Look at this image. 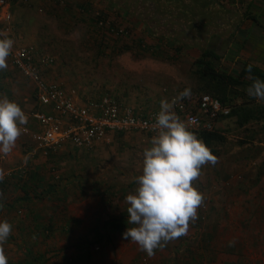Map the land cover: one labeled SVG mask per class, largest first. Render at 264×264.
Returning <instances> with one entry per match:
<instances>
[{"label":"rangeland","instance_id":"1","mask_svg":"<svg viewBox=\"0 0 264 264\" xmlns=\"http://www.w3.org/2000/svg\"><path fill=\"white\" fill-rule=\"evenodd\" d=\"M88 1L89 10H98L100 14L109 10L105 6L103 10L96 0ZM117 1L120 2V10L135 9L137 13L145 15L142 20L148 22L147 26L152 30L170 36L177 32L175 27L168 29L166 25L172 7L184 12L183 15L172 14L173 19L182 20L184 17L192 22L194 17L202 20V15L207 14L202 10L208 6L204 0H199L197 7L200 9L193 12L195 0ZM224 4L229 5V0L226 3L216 0V9ZM210 9L213 10L211 6ZM255 10L260 14V10ZM255 20L262 26H256L261 36L257 40L262 41L255 48L258 53H253L257 59H251L264 70V49L258 51V46L264 48V22L259 18ZM140 21L136 18L137 24ZM143 37L141 34V39ZM179 37L185 38L178 33L174 39ZM123 40L126 39L121 37L118 42L123 43ZM238 41L232 49L237 60H231L236 68L246 61L244 57L238 58L240 53L246 52L244 44ZM249 44L255 46V40H249ZM151 51L154 57L167 59L172 65V72L177 68L178 76L181 73V84H188L189 66L196 52L169 50L164 46ZM145 54L143 57L150 56ZM33 89V85L22 78L10 63L7 69L0 71V97L7 96L17 102L28 116V123L23 126L22 135L12 152L7 155L0 153V169L5 173L3 180H0L3 205L0 221L7 220L13 225L11 236L4 246L8 264L23 260L24 248H32L45 258L52 257L49 262L58 264H264V134L258 132L257 126L240 129L232 119L217 123V131L227 141L222 146L213 147L218 152V163L215 166L205 165L201 170L202 175L195 181V186L204 195L203 205L198 208V219L190 223L187 235L168 242L166 246L156 249L153 256H148L137 244L125 240L123 233L127 227H132L127 224L128 205L125 197L134 194L138 187L134 178L142 175L143 153L151 147V138L139 135V138L123 141L114 148L109 140L101 141L96 144L107 145L104 150L108 152L102 154L92 146L79 150L83 151V154H79L72 146L64 145L55 153L42 156L30 139L39 130L31 116L41 112ZM73 155H79L81 159ZM24 168L38 171L40 181H45L40 188L44 200L30 206L31 212L42 223L52 226L51 232L35 240H31L25 231L34 215L29 216L21 209L19 213L14 212V202L23 196L19 190L21 184L18 175ZM48 186H52V194L46 192ZM8 206L11 208L7 209ZM98 219L101 223L124 220L126 228L116 235L110 234L109 238L91 249L87 261L79 262L77 258L81 253H78V248L94 239L92 232L96 230ZM230 241H234V244L228 249L226 245Z\"/></svg>","mask_w":264,"mask_h":264},{"label":"crops","instance_id":"2","mask_svg":"<svg viewBox=\"0 0 264 264\" xmlns=\"http://www.w3.org/2000/svg\"><path fill=\"white\" fill-rule=\"evenodd\" d=\"M5 1L8 4L6 11L11 15V22L7 25L0 24V34L11 38L15 48H31L38 62L46 58L51 59L50 64L38 63L43 78L49 83L56 82L55 84L80 107L91 106L104 97H109L122 108H130L137 115L147 116L151 112L160 111L161 100L170 101V98L184 87L181 84V73L178 76V69L176 68L173 73L169 61L154 57L152 49L158 50L164 46L169 50H191L196 52L192 57L208 50L220 57L219 69L226 68L224 71L235 73L237 68L231 60H237V55L232 54L236 40L244 44L246 51L240 53L241 56L238 55V58L244 57L249 62L251 58L257 59L258 52L255 48L257 43L260 44L262 41L257 40L261 36L256 26L261 25L255 19L259 18L264 22V0H229V5L224 4L222 7L218 5V10L216 0H204L208 6L202 11L207 14L202 15V20L194 17L192 22L184 17L182 20L173 19L172 14H184L183 11H177L174 6L171 8L172 13L168 11L169 20L166 21L168 29L175 27L177 30L171 33V36L152 30L147 26L149 23L142 20L145 15L137 13L135 9L120 10V2L117 0H96L102 9L104 6L109 8L101 12L100 21H96L91 12H88L91 20L83 16V0ZM198 1L195 0L193 12L200 9L197 7ZM255 9L260 10V14ZM136 18L141 20L140 24L136 23ZM100 22L104 24L103 27L99 26ZM107 28H111L113 32ZM95 31L101 34L95 36ZM178 33L185 38L179 37L175 40ZM138 34L140 37L137 38ZM141 34L144 36L143 39ZM121 37L126 39L122 41L123 43L118 42ZM249 40H255L256 45L250 46ZM263 49L258 46V51ZM145 53L150 56L143 57ZM6 62L8 65V59ZM251 63L261 68L258 62L252 60ZM230 68L232 69L227 70ZM33 93L35 97L34 89ZM39 107L45 114L51 112L50 108ZM139 135L144 136V134L109 135L107 141L109 140L111 147L114 148L123 141L129 142L133 138H139ZM145 138L152 139L147 135ZM105 147L107 145L92 146L101 154L108 153L104 150ZM81 153L83 154V151H79V154ZM78 156L73 155L74 158L81 159ZM226 246L228 249L233 247Z\"/></svg>","mask_w":264,"mask_h":264},{"label":"clouds","instance_id":"3","mask_svg":"<svg viewBox=\"0 0 264 264\" xmlns=\"http://www.w3.org/2000/svg\"><path fill=\"white\" fill-rule=\"evenodd\" d=\"M0 37V71H3L8 67L6 61L14 41L4 34ZM251 67L248 66L249 72ZM250 78L253 82L246 89L248 96L264 101V80ZM189 95L190 90L185 89L171 102L161 100L152 126L156 135L151 139V147L144 150L142 175L134 178L138 187L134 194L125 197L127 224L132 227H127L123 238L137 244L148 256L187 235L204 202L195 181L205 165L218 163L211 149L173 111L176 101ZM27 123L28 116L17 102L7 96L0 97V153L12 152ZM4 174L0 169V180ZM12 229L7 220L0 221V264H8L4 246ZM233 244L234 241L229 242V246Z\"/></svg>","mask_w":264,"mask_h":264},{"label":"built area","instance_id":"4","mask_svg":"<svg viewBox=\"0 0 264 264\" xmlns=\"http://www.w3.org/2000/svg\"><path fill=\"white\" fill-rule=\"evenodd\" d=\"M7 6L5 0H0V24L7 25L11 22V15L6 11ZM90 12L96 17L100 16L98 10ZM103 25L99 23V26ZM5 31H8L7 27ZM7 59L20 76L33 85L37 104L51 110L49 114L41 112L32 114V119L37 123L39 130L33 133L30 139L36 151L42 156L56 152L64 145H70L78 150L90 148L98 142L107 140L112 134L156 135L152 126L159 111L151 112L147 116L137 115L130 108H122L109 97H104L91 106L80 107L59 85L49 83L43 78L38 63L50 64L51 59L46 58L38 62L31 48L15 47ZM185 89L188 88L181 87L169 102ZM173 111L194 133H212L219 117L229 115V109L218 100L205 94L194 93L178 99Z\"/></svg>","mask_w":264,"mask_h":264},{"label":"trees","instance_id":"5","mask_svg":"<svg viewBox=\"0 0 264 264\" xmlns=\"http://www.w3.org/2000/svg\"><path fill=\"white\" fill-rule=\"evenodd\" d=\"M87 2L89 1L83 0V16L91 20L90 14H88L91 10H89V4H87ZM108 4L109 7L112 8L109 2ZM78 10H81V8H78ZM94 19L96 21L102 20V14H100L99 17L95 16ZM107 30L110 31L111 28H107ZM98 31H95V36L101 34ZM220 60V57H217L208 50L197 55L189 66V76L188 79H186L188 84L184 85V87H187L190 93L208 95L218 100L224 107L229 109V115L227 117H219L216 125L221 120L232 119L234 124L240 129L250 125L257 126L258 132L264 134V101H261V103L251 98L246 92V89L253 82L250 77L264 80V70L249 61H244L241 66L236 69L235 73H229L218 68ZM249 65L252 66L251 72L248 71ZM216 125L212 133H195L196 136L202 139L211 149L215 156L218 155V152H216L213 147L222 146L227 141V138L217 131ZM147 136L153 137L150 135ZM18 176V182L21 184L19 185V190L23 196L14 202L16 206L14 212L19 213L21 209V211H24L29 216L34 215L31 217V220L28 221V227L25 228V231L31 240H35L41 236H46L51 232L52 227L44 222L42 223V221L39 220L40 218L35 215L34 212H31L32 207L30 206L32 204H40L39 201L44 200L40 188L45 181H40L41 177L38 175V171L32 172L29 171L28 168H24ZM50 189H53L52 186H48L46 192L49 193ZM49 194L52 193L50 192ZM10 208L11 206L7 207V209ZM2 209L3 205L0 200V212H2ZM96 225V230L92 232L94 239L92 241H87L86 244L80 245L78 248L80 249L78 253H81L77 258L79 262H83L82 260L87 261L91 256V249L95 245H99L105 238H109L110 234L116 235L126 228V222L124 220L115 223L110 221L101 223L100 219H98ZM22 233H24V231H22ZM32 246L33 243H31V247ZM23 254L24 259L16 264H58V262H49L52 257L45 258L43 254L34 251L32 248H24Z\"/></svg>","mask_w":264,"mask_h":264}]
</instances>
